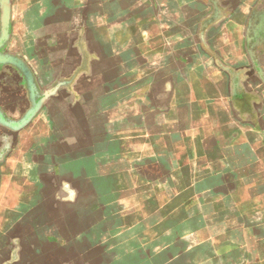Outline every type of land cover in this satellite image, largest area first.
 <instances>
[{"label":"rangeland","instance_id":"rangeland-1","mask_svg":"<svg viewBox=\"0 0 264 264\" xmlns=\"http://www.w3.org/2000/svg\"><path fill=\"white\" fill-rule=\"evenodd\" d=\"M130 1L137 6L139 0ZM141 1L156 6L171 3L163 16L164 29L152 22L150 15L137 14L129 20L131 8L106 18L99 4L88 10L86 17L91 21L88 19L84 26L80 14L77 21L58 20L53 17L55 7L43 3L34 5L40 20L28 22L36 29L24 34L17 45H13V38L25 22H17L16 13L21 8L11 3V36L2 53L20 57L26 63L36 91L32 98L27 77L19 68L0 64V84L8 85V90L0 85V112L7 120L19 121L34 103H41V108L19 132L0 124V254H4L0 264H145V249L138 250L129 236L132 226L143 227L137 243L142 247L154 240L164 241L171 234V227H165L166 217L181 201L180 193L194 195L200 189L218 185L219 181L209 176L201 180L180 176L170 181V186H155L152 176L158 164L152 159H169L164 157L166 153L156 152L147 119L143 116L141 123H135L128 113L148 98L158 78L161 85L157 92H169L164 77H160L164 75V61L174 49L166 31L188 38L183 49L189 53L192 69L208 68L214 61L212 57L225 68L209 74L207 69L196 81L188 72L178 77L187 98L198 94L229 96L225 110L201 114L189 136H198L202 130L205 142L211 136L224 140L230 137L234 124L253 116L258 104L264 106V14L247 21L241 8L235 14L231 10L228 13L233 18L224 23L212 0H203L205 7L199 0ZM118 7L113 6V11ZM1 16L0 9V32ZM226 24L232 26L226 29ZM236 33L237 38L233 37ZM228 46L239 56L236 52L232 58L226 55L223 49ZM243 56L247 62L242 63ZM118 58L127 59L130 67L118 68ZM110 97L116 102L111 106L107 104ZM183 115L188 116V112ZM180 118L175 108L160 116L159 136L177 148L183 145L175 131ZM255 127L257 149L264 146V125L256 121ZM162 131L172 133L169 136ZM115 136L120 137V148L132 146L139 157L116 158L117 151L112 147ZM224 154L240 167L247 159L255 158V154L243 155L239 147ZM181 155V151L175 152L169 162L176 163ZM104 156L111 158L109 164L103 162ZM217 164L216 168L212 166L214 173L224 166ZM210 167L201 166L193 173ZM118 171L125 174L120 176ZM111 172L118 173L108 175ZM254 187L250 183L236 188L240 204L259 194V188L251 192ZM217 193L214 204L211 201L202 209L208 219L219 211L220 204H216L224 192ZM108 196L116 202L119 220L106 232V224H100L104 208L101 200ZM100 235L105 236L98 240ZM117 236L121 237L115 239ZM232 240L226 238L218 249L223 253L219 254L233 249ZM262 248L255 243L247 255L257 258Z\"/></svg>","mask_w":264,"mask_h":264},{"label":"crops","instance_id":"crops-1","mask_svg":"<svg viewBox=\"0 0 264 264\" xmlns=\"http://www.w3.org/2000/svg\"><path fill=\"white\" fill-rule=\"evenodd\" d=\"M10 1L14 7L17 6L19 9L21 8V11L16 13L18 18L17 22H25L24 27L18 28L17 35L13 38V45L20 43L19 40H23L24 34H29L30 29H36L35 26L31 28L28 25L30 21L34 22L40 20L38 13L34 9V5L37 6L45 3L54 6L53 17H58V20L59 17L60 19L76 20L80 14L84 26L88 19L91 21V18L86 17V13H88V10L93 4H99L100 10L106 14V18L108 16H117L118 12L131 8L130 11L132 13L130 12L128 16V18H130L129 20H134V16L137 14L142 16L150 15L152 22L158 24L162 29L166 26L164 23L165 17L163 18V16H165L168 10V5H171V3H168V5L163 3L156 6L155 4L150 5L141 0L138 1L137 6L133 5L130 0ZM199 1H201V4L205 7L206 2L203 0ZM212 1L213 5H216L218 14L219 16L221 15V19L224 23L226 20L228 22V19L231 20L233 18L228 13V11L231 10L235 14L236 11L241 8L243 18L247 21H249L250 18L252 19L264 13V0H241L240 2H235L233 0ZM117 4L119 5L118 9L113 11V6H117ZM75 24L76 23L72 26L74 27ZM143 26L144 25H142V28H144ZM229 26L232 25L226 24V29ZM230 30H232V28H230ZM166 32L168 36H171L170 40L174 49L171 50V55H169L165 61H160H164V66L161 70H163V74L165 75L169 66L172 64L173 58L182 60L184 67L175 70L172 78L173 84L179 85L180 89L177 92H157V89L160 90L159 85H161L159 84L161 78H158V82L154 83V90L152 88V92L148 94V98L139 101L137 106L128 113L133 116L135 123H141V118L143 116L147 119V124L149 125L147 130L150 132V139L156 152L159 154L166 153L164 157L169 159L165 160L162 157H155L152 159L158 164V170L154 176H152L155 186L165 183L167 184L166 186H170L169 182L180 176H186L193 180L207 179L208 177L205 176H209L211 180L219 181V183L217 186L213 185L207 187V190L204 189V191L200 189L194 195H192V193L181 192L180 194H183L181 201L176 204L175 211H172L170 216L168 215V217H166L167 224L165 227H171V234L165 236L164 241H160L159 239L157 242V240H154V242L146 246L147 249L140 244H138V248L140 249L136 248L138 250L145 249L144 252L147 255L154 252V256L156 255L154 259L159 260L161 264H264V146H260L257 149H255L254 146L256 121L260 123L261 126L264 125L262 119L264 116V106L262 103L258 104V106L254 108L253 116L244 117L241 121L234 124L229 138L221 140L216 136H211L206 140L207 142H205L204 139L206 137L202 135V130H199L201 134L198 136H189L188 133L190 129L192 130L194 128L193 123L195 120L205 112L215 113L224 111L229 96L198 94L195 95L194 98H187L183 93L184 88L182 87V83L178 81V77L180 74L188 72L191 76V80L194 79V81H196V79L203 78L204 74L207 72L209 74V71L217 72L225 68L219 63L218 59L212 57L214 61L208 68L192 69L189 53L183 49L188 45V38L181 35V33H173L172 30ZM233 37L237 38L238 34H234ZM231 46L223 49V52H226V55L232 58L237 51ZM198 47L199 52L201 51L202 53L201 46L198 45ZM158 48L160 47L158 46ZM240 54L242 55L245 53L241 52ZM247 61L248 60L243 56L242 63ZM207 69L208 71L206 72ZM164 75L160 77H164ZM163 79L166 83L165 77ZM0 85H2L5 90H8V85H5V83H1ZM162 85L166 86V84ZM139 94L140 93L136 95ZM250 96L252 95L250 94ZM174 108L180 113L181 117L175 125V131L178 132L179 138H181L183 142V145L180 144L182 146L180 148L174 147L175 145H173L171 141L165 142V138L162 139L163 137L159 136L161 132L160 116L169 114ZM184 111L188 112V116H182ZM162 133H167L170 136L172 131L171 133L162 131ZM237 147L242 148L243 155L255 154V158L252 159L251 157L247 159V162L242 163L240 167L241 164L233 162L229 156L224 154ZM132 148L134 152H136L134 147ZM177 151L182 152L180 160L176 163H170L169 161L174 159V154ZM220 161H222L223 164ZM217 163L224 166L221 171L214 173L212 172V166L216 168L219 165ZM204 165L211 167L206 171L200 170L197 173H193L194 169H199ZM252 167H254V170H252ZM248 169L249 171L246 172ZM249 182L255 185L254 188H251V192L259 188V194L253 195V198H249L247 203L240 204L239 199H237L235 195L236 188L242 184L244 186L250 184ZM217 190H219V192L222 191V193L224 192L220 194L221 200L216 204H220L217 208L219 211H217L212 218L208 219L206 216H203L202 209L204 210L208 207V203L214 200V196L218 194ZM164 191H166V189H164ZM257 195H259L258 200H256ZM156 196L160 197V193L156 194ZM195 199H197L198 202H202L198 203L196 201L197 203L193 204ZM231 200L233 201L231 202ZM200 203H202V205ZM118 220L116 222H109L107 219H103L104 226L106 224L105 227L109 226L112 228L114 224L118 223ZM220 226L224 227L221 228ZM209 228L214 231H210ZM139 230L140 233L137 237ZM142 231V226H132L129 236L132 238L134 244L139 242L138 239ZM125 233L128 235V232ZM120 237L121 236H117L115 239H119ZM237 237L242 238V241L240 239L234 241V238ZM210 238L212 239L210 240ZM226 238H233V249L228 253L219 254L221 251L218 249L225 242ZM255 243H260L263 246L257 258L247 255L251 252L249 249ZM147 255H145V257ZM0 259L4 260L3 253L0 254Z\"/></svg>","mask_w":264,"mask_h":264},{"label":"water","instance_id":"water-1","mask_svg":"<svg viewBox=\"0 0 264 264\" xmlns=\"http://www.w3.org/2000/svg\"><path fill=\"white\" fill-rule=\"evenodd\" d=\"M0 9L2 12V16H1V32H0V64H11V65H15L17 68H19L21 71H23L27 77V81H28V85H29V89L32 93V98L34 97V93L36 91L35 88V84H34V78L33 75L31 74L30 70L28 69V67L26 66V63L20 58L17 57L15 55H11V54H4L2 53V49L5 47V45L9 42L10 39V22H11V1L10 0H0ZM171 66H169L168 70L166 71L164 77H165V81L166 84H168V91L169 92H177L180 89L179 85H175L172 82V78H173V74L175 72V70L177 69H181L184 67V63L182 60H179L177 58H173L172 62H171ZM117 67L121 68L122 70L129 68L130 64L127 62V59L125 58H118V60L116 61ZM116 66V65H115ZM115 67V68H117ZM116 102L112 99V97L108 98L107 100V104L109 106L114 105ZM41 108V103H34V106L29 109L27 111V113L23 116V118H21L19 121H10L5 119V117L3 116V114L0 112V124L9 128L10 130H12L13 132H19L21 129H23L24 127H26L27 125H29L33 119L35 118V116L37 115V113L39 112ZM120 137H112V147H114L113 149L117 151V157L116 158H122L124 159H130V158H138L139 154L134 152L133 148L126 145V146H122L121 148L118 145V140ZM104 160L103 162H105L106 164H109L110 161V157H102ZM119 172V173H118ZM118 175L123 176L125 173L123 171H118ZM117 173H108V175H116ZM94 175V174H93ZM101 204L104 207L103 208V212H102V219H107L109 222H116L119 217L117 214V210H116V202L113 201V197H106L103 198V200H101ZM100 224L104 225V222L102 220H100ZM100 225V226H101ZM102 229H104V227H101ZM109 229L108 227H105V231L107 232ZM137 233V237L138 234ZM102 234V233H101ZM106 235V234H105ZM105 235H100L98 240L102 237H104ZM108 235H106V237H108ZM138 248V244L136 242V246ZM156 256V255H155ZM154 252L148 254L145 258V264H161V262L159 260L154 259Z\"/></svg>","mask_w":264,"mask_h":264},{"label":"flooded vegetation","instance_id":"flooded-vegetation-1","mask_svg":"<svg viewBox=\"0 0 264 264\" xmlns=\"http://www.w3.org/2000/svg\"><path fill=\"white\" fill-rule=\"evenodd\" d=\"M233 1H236V0H233ZM264 14V13H263ZM258 56V55H257ZM259 57V56H258Z\"/></svg>","mask_w":264,"mask_h":264}]
</instances>
